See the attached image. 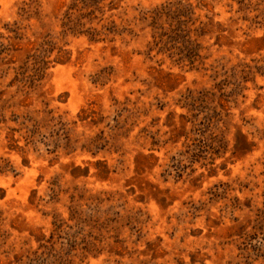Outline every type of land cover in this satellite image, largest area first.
Here are the masks:
<instances>
[{"label": "rangeland", "instance_id": "rangeland-1", "mask_svg": "<svg viewBox=\"0 0 264 264\" xmlns=\"http://www.w3.org/2000/svg\"><path fill=\"white\" fill-rule=\"evenodd\" d=\"M0 264H264V0H0Z\"/></svg>", "mask_w": 264, "mask_h": 264}]
</instances>
